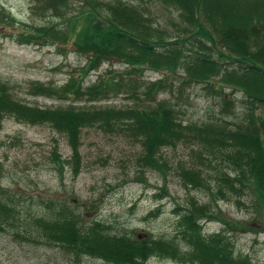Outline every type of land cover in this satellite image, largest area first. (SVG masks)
<instances>
[{"label": "trees", "instance_id": "trees-1", "mask_svg": "<svg viewBox=\"0 0 264 264\" xmlns=\"http://www.w3.org/2000/svg\"><path fill=\"white\" fill-rule=\"evenodd\" d=\"M159 1L177 9L174 28L153 26L149 14L134 3L89 0L87 9L77 16L80 24L72 30L60 23L43 24L19 32L18 37L25 42H30V36L40 37L45 43L73 35L75 50L86 54L83 73L111 58L124 63L127 72L143 65L168 72L179 68L182 75L177 81L181 85L203 82L214 93L222 92L224 85L240 89L250 106L259 107L258 113L249 108L242 120L230 124L223 117L230 109L221 105L219 118L184 123L175 113L179 109L167 97H156L166 91L169 83L165 84V77L138 82L137 78L111 74L98 76L82 87L70 74L59 90L71 92L76 99L92 100L122 86L135 97L141 94V99L125 106L42 107L15 98L9 83L0 80V128L5 114L31 123L48 122L65 134L74 174L79 169V132L93 121L108 132L139 138L142 152L136 161L141 168L162 171L160 148L192 140L197 142L198 155L218 158L216 186L210 188L201 179L200 169L192 165L179 170L184 185L208 189L211 198L215 193V201L245 189L253 191L257 199L264 197V0ZM62 12L56 9L53 14L60 16ZM214 76L218 86L210 80ZM222 99L225 105L230 102L223 95ZM44 206L46 210L30 217L33 231L73 256L92 255L114 264H148L153 255L198 264H255L248 255L236 252L226 236L225 228L230 229L231 221L220 218L224 224L220 230L210 234L202 231L200 221L212 217L206 203L190 200L184 206L176 205L173 211L180 227L179 238L132 237L112 230L101 219L80 224L79 215L65 204L50 201ZM11 212L12 203L0 198V229L11 220ZM178 239L187 249L179 247Z\"/></svg>", "mask_w": 264, "mask_h": 264}, {"label": "rangeland", "instance_id": "rangeland-1", "mask_svg": "<svg viewBox=\"0 0 264 264\" xmlns=\"http://www.w3.org/2000/svg\"><path fill=\"white\" fill-rule=\"evenodd\" d=\"M87 1L0 0V80L9 83L15 98L42 107L138 103L141 94L135 97L125 86L92 100L76 99L71 92L59 90L70 74L82 87L98 76L117 74L124 79L137 78L138 82L165 77V84L169 83L166 91L156 97H167L179 109L175 113L184 123L219 118L221 105L230 109L223 114L230 124L242 120L249 108L259 112V107L249 105L240 89L224 85L222 92L214 93L203 82L181 85L177 81L182 75L179 68L168 72L143 65L127 72L124 63L111 58L83 73L86 54L75 50L73 35L45 43L40 37L30 36V42L18 37L19 32L43 24L60 23L64 29L72 30V26L80 24L77 16L87 9ZM123 1L134 3L141 12L149 14L153 26L172 29L178 20L177 9L159 0ZM56 9L63 11L60 16L53 14ZM74 15L73 19H66ZM210 80L219 85L216 76ZM222 95L230 101L227 105ZM197 147L192 140L165 145L159 150L162 171L141 168L136 161L142 152L139 138L108 132L93 121L79 132V169L74 174L64 133L48 122L31 123L5 114L0 128V198L12 203L13 212L11 220L1 224L0 264H114L92 255L73 256L35 234L30 217L45 209L44 202L65 204L79 215L80 224L101 219L112 230L132 237L179 238L180 227L173 210L190 200L206 203L212 212V217L200 221L203 232L210 234L224 227L220 218L231 221L225 234L233 241L234 250L248 255L255 264H262L264 197L257 199L253 191L245 189L215 201V193L211 198L208 189L184 185L179 170L192 165L200 169L201 179L215 189L218 158H203ZM155 209V214H149ZM178 242L182 250L187 249L181 239ZM148 264L198 263L153 255Z\"/></svg>", "mask_w": 264, "mask_h": 264}]
</instances>
